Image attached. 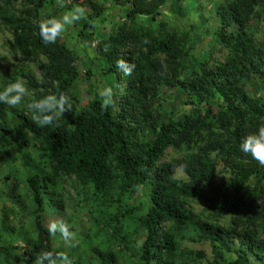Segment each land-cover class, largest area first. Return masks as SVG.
<instances>
[{"label":"trees","instance_id":"1","mask_svg":"<svg viewBox=\"0 0 264 264\" xmlns=\"http://www.w3.org/2000/svg\"><path fill=\"white\" fill-rule=\"evenodd\" d=\"M46 1L0 0V27L11 36L5 48L24 59L0 75V91L18 77L33 90L15 108L0 103V167L22 166L27 201L22 207L31 224L18 238L9 224L14 209L1 208L0 264L23 263L24 257L32 264L42 251H63L54 246L59 234L49 235L45 221L65 215L68 188L89 220H63L70 231L85 229L80 237L89 244L90 264H253L250 255L264 261V166L239 149L241 138L264 124V49L248 32L264 0H230L215 9V42L227 51L215 70L192 58L189 32L160 20V10L168 2L178 8L179 0H132L127 23L98 45L108 76L120 70V59L135 65L120 95L109 84L114 101L119 98L117 112L114 104L101 108L95 87L93 98L79 104L74 55L58 40L45 45L38 34ZM141 17L148 25L137 22ZM30 64L43 83L27 70ZM54 82L71 97L72 110L41 128L25 105L55 92ZM250 83L259 86L255 92L247 90ZM162 89L184 99L182 113L164 115ZM147 123L148 139L140 137ZM168 150L179 158L163 161ZM217 160L230 169L226 181L216 180ZM178 169L185 181L175 178ZM140 193L146 198L140 209L146 211L135 219L137 206L129 203ZM193 204H201L203 212L196 213ZM204 245L209 255L193 249ZM67 254L74 264L82 263V256Z\"/></svg>","mask_w":264,"mask_h":264},{"label":"rangeland","instance_id":"2","mask_svg":"<svg viewBox=\"0 0 264 264\" xmlns=\"http://www.w3.org/2000/svg\"><path fill=\"white\" fill-rule=\"evenodd\" d=\"M131 1L132 0H78L72 2L71 0H65L66 7L60 8L57 6L56 0H47L45 7L41 10V19H47L52 16L59 17L64 11L71 9L77 4L86 9L87 19H81L75 22V24L69 27L66 33L58 39V41L63 43L75 57L72 66L78 73V77L77 84L73 88V93L81 106H85L93 98L94 93L92 90L94 87V91L99 95L104 88H109L111 81L115 84L118 95L124 91L127 76H125L121 70H119L114 77L108 76L105 73L107 65H105L104 59L98 51V45L101 41L106 40L110 34L114 33L121 24L126 22L125 14L130 9ZM179 1V10L177 8L178 4L168 2L167 5L160 10L162 12L160 20L165 22L169 28H172L173 26L176 31L184 33L189 32L188 39L190 42L188 46L191 47L192 58L206 62L211 70H215L217 65L225 62L227 56L226 49H223L221 45H218L215 42L217 40L215 31L219 27V21L215 15V9H217L219 5L226 4L230 0ZM19 5L20 4H16V7L18 8ZM259 11V18L251 21L248 27V32L253 36L254 42L260 48L264 49V3L260 5ZM137 22L141 25H148L146 19L143 17L138 18ZM86 23H88V27L85 26ZM82 32L86 33L88 36L82 37L80 35ZM7 40H11L10 34L0 27V75L4 76H7L9 72L13 71V67L18 60H24L20 56L11 57L9 55L5 48ZM26 66L27 70L33 72L34 77L37 80H40L38 72L35 70L36 65L30 64ZM24 80L26 81V79ZM1 82L2 80L0 78V85L2 86ZM8 84L9 82H7V85ZM26 86L28 88V95L25 96L22 103L30 100L33 95V90L28 82L26 83ZM258 87L259 86H256L254 83H250L247 86V90L255 92ZM39 91L43 93L44 89L39 88ZM161 98V110L165 116H173L177 115L176 112H183L184 108L181 103L184 99L181 98V96L179 97L178 92L176 93L175 90L162 89ZM118 99L119 98L117 97L113 103L114 112L118 111ZM185 110L187 111L188 108H185ZM139 116L140 115H138V117ZM149 125H151V123L146 124V129L142 134L139 132L140 137L144 136L148 139L149 133L147 127ZM171 158H179V155L177 156L175 153L168 150L163 161H168ZM216 163V180L218 182H221L222 180L226 181L231 177L230 169L224 167L223 163L219 160H217ZM21 170L22 166L19 164H16L13 168L0 167V210L3 206H7V208L12 207V209H14V213L9 215V224L13 229L15 228L17 232L16 236L18 238L22 237L21 234H27L31 228L27 213L24 212V208L22 207L24 205V207H26L27 201L23 187L24 174L22 175V173H18L21 172ZM8 173L11 174V179L4 183L3 179ZM175 178L185 181V177L179 169L175 173ZM15 185L19 188L16 189V194L11 192ZM68 191L70 197L68 194L65 195L67 210L63 216L72 221H75V218H80L81 221H88L89 219L85 216L83 209H81L80 206H76V203H73L78 200L74 197V190L68 188ZM143 201H146V198L144 199L142 193H140L134 200L130 201V205L128 204L129 206L132 204L133 207L137 206L135 214L133 215L135 219L138 218L139 215H143L146 211L144 209L145 207L140 209V202L142 203ZM193 205L196 213L201 214L203 212L204 208L201 204ZM63 216L47 217L45 225L48 228V224L51 220L63 219ZM133 222L134 221L128 223L133 225ZM222 224L226 225L225 223ZM83 230L85 229L79 228V231H75V247L69 248L59 233L57 237L59 240H55L54 246L60 244L63 252L68 253L71 251L73 253L71 254L72 256H74L75 252L76 256H82L81 264H90L91 258L88 256L85 249L86 245L89 246V244H83L81 242L82 238L80 237V233L83 232ZM140 240L141 236H137L135 238V243L138 244ZM193 249L203 250L208 255L210 254V249L207 245L194 246ZM249 259H251L253 264H264V261L256 256L250 255ZM18 264L23 263L21 262Z\"/></svg>","mask_w":264,"mask_h":264},{"label":"clouds","instance_id":"3","mask_svg":"<svg viewBox=\"0 0 264 264\" xmlns=\"http://www.w3.org/2000/svg\"><path fill=\"white\" fill-rule=\"evenodd\" d=\"M56 4L60 8L66 7L65 0H56ZM81 19H87L86 9L77 4L71 9L64 11L59 17L52 16L51 18L40 20L37 26L42 43L45 45L55 44L66 33L69 27ZM144 43H148V41L145 40ZM108 47V45L105 46V51L108 50ZM116 66L125 76H130L135 68L134 64H129L124 59L118 60ZM40 82L43 83L42 75ZM54 83H56L55 92H49L48 95L38 100L33 98L25 105L31 114L33 123L41 128L53 125L62 119L65 113L71 112L72 110L71 97L67 92L59 89L58 82ZM27 95L28 88L26 81L18 77L14 82L6 85L3 91H0V103L15 108L22 104ZM99 95L102 100V109H107L114 103L115 94L111 88H104ZM239 149L244 154H249L260 166H264V124L259 125L256 131L249 132L243 136L239 144ZM45 227L47 228L46 225ZM47 230L51 236L59 233L69 248L76 246L74 243L76 233L70 231V226L63 219L51 220ZM28 260V257H24L23 264H28ZM32 264H74V262L63 251L56 253L42 251L37 254Z\"/></svg>","mask_w":264,"mask_h":264}]
</instances>
